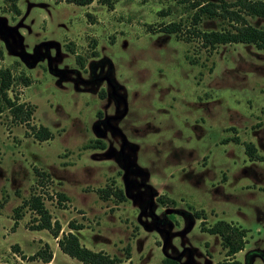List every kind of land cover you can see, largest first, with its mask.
Masks as SVG:
<instances>
[{
	"label": "rangeland",
	"instance_id": "374dc122",
	"mask_svg": "<svg viewBox=\"0 0 264 264\" xmlns=\"http://www.w3.org/2000/svg\"><path fill=\"white\" fill-rule=\"evenodd\" d=\"M192 1L233 0H16L18 15L0 0L7 94L52 133L38 141L0 112V264H82L47 230L27 227L35 214L21 203L31 194L59 222L58 236L71 231L117 264H220L225 250L200 230V209L205 227L223 219L247 230L239 264H264V49L203 46L187 32ZM245 18L264 29V18ZM170 22L176 33L159 30ZM228 26L219 16L197 23ZM243 142L261 160H249ZM107 188L122 200L104 197ZM43 243L49 262L29 259Z\"/></svg>",
	"mask_w": 264,
	"mask_h": 264
},
{
	"label": "trees",
	"instance_id": "16d2710c",
	"mask_svg": "<svg viewBox=\"0 0 264 264\" xmlns=\"http://www.w3.org/2000/svg\"><path fill=\"white\" fill-rule=\"evenodd\" d=\"M65 2H71L78 5H86L93 0H64ZM107 5L108 8L112 7V0H99ZM9 3V9L14 15L19 14V8L16 5V0H6ZM191 8H195L192 16V24L188 27V33L200 40L201 44L209 49L215 48L219 44L230 43H245L252 44L257 49H264V29L261 27H255L249 24L245 16H256L264 18V1L263 0H233L230 3L224 1L218 4L212 2H198L192 1ZM206 15L209 18L219 16L222 20H226L229 24L228 28H222L219 30L203 31L197 27V23L201 16ZM180 23L170 22L162 25L159 30L166 33H176L179 30ZM0 58H2V51L0 49ZM19 80L24 85L29 83V79L25 76H19ZM14 81L13 75L8 68L0 69V112L8 110L12 119L18 123L24 124L29 131V134L38 141H43L52 138V133L48 127L38 125L34 127L30 125L29 121L33 112V106L28 103L17 101L16 97H9L7 94L8 89L11 87ZM232 141L238 143V138L234 136L230 139H225L223 142ZM243 149L245 155L249 160H261V156L257 154L256 148L251 142H243ZM35 173L40 178H47V173L36 170ZM104 197L108 194L117 196L119 200H122V194L118 189L111 190L110 188L103 189ZM58 204L66 197L62 193H56ZM174 200L170 199L169 203L174 204ZM22 206L30 209L34 212V216L28 223L27 227L31 230H47L53 238L56 240L58 249L67 256L81 262L82 264H117L122 261V258L116 256H110L103 251H94L84 245H82L77 236L67 231L65 233L60 232V225L57 220H52L48 210L43 204V199L39 194H31L22 203ZM196 219H201L200 230L209 234L217 235L220 239L221 247L225 250L224 261L220 264H239L234 259L235 253L242 250L246 244V232L247 230L239 224H232L226 220L218 219L210 226H204V211L202 209L196 210L193 213ZM20 217L18 210L15 211V218ZM69 228L79 229L80 225H72ZM51 258V251L47 243H43V246L30 255L29 259H40L43 262H49ZM124 258H129V252L126 248ZM165 264H171V261L167 258L163 259Z\"/></svg>",
	"mask_w": 264,
	"mask_h": 264
},
{
	"label": "crops",
	"instance_id": "0c3cea01",
	"mask_svg": "<svg viewBox=\"0 0 264 264\" xmlns=\"http://www.w3.org/2000/svg\"><path fill=\"white\" fill-rule=\"evenodd\" d=\"M236 254V253H235Z\"/></svg>",
	"mask_w": 264,
	"mask_h": 264
}]
</instances>
